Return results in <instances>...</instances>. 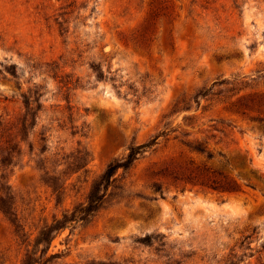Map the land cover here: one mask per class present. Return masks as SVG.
<instances>
[{
	"label": "rangeland",
	"instance_id": "rangeland-1",
	"mask_svg": "<svg viewBox=\"0 0 264 264\" xmlns=\"http://www.w3.org/2000/svg\"><path fill=\"white\" fill-rule=\"evenodd\" d=\"M257 95L264 0H0V136L27 121L0 167L25 242L0 211V264H264V123L234 107ZM154 138L104 209L35 244Z\"/></svg>",
	"mask_w": 264,
	"mask_h": 264
},
{
	"label": "trees",
	"instance_id": "trees-1",
	"mask_svg": "<svg viewBox=\"0 0 264 264\" xmlns=\"http://www.w3.org/2000/svg\"><path fill=\"white\" fill-rule=\"evenodd\" d=\"M148 28L150 29V27L147 26V31L149 30ZM98 76L101 77V74L98 73ZM215 84H217V82H215ZM22 97L24 99V107L28 110L29 106L32 105V102L27 97ZM34 102L37 104L38 100H34ZM236 103L237 105L234 106L236 111L241 112L242 114L247 111L255 112L257 115L253 118V120L259 123H264V95L240 98ZM37 105L40 106L39 103ZM26 122V120L21 121L20 127L16 132L18 133L17 135L12 136L11 133L6 137V139L3 136H0V139H5L3 141L0 140V143L2 145L0 146V150L2 152V155L0 157L1 168L6 169L11 166L14 156L19 155L20 150L17 142L15 141V138L16 136H21L23 131L26 129ZM155 140L156 138L141 145L130 146L125 157H123L121 160L109 164L104 172L99 176V178L95 180L91 185L85 203L75 207L69 213H63L60 218L53 219L50 225L43 227V229H41L38 233L35 244H43L47 247L50 244L53 233L63 231L64 229L75 223H88L100 210L104 209L106 205V199L109 197V188L117 189V187L115 186L117 182L115 174L118 172V170H121L122 172L129 171L133 167L134 163L144 154V152L154 144ZM191 148L198 153H205L204 148L199 143H195ZM77 154L78 156H76L73 163L70 164V167H72L70 171L72 173H77L83 170L89 161V155L87 152H77ZM207 155L209 156V153H207ZM217 175L223 177L221 173H218ZM219 184L220 185H217V188L220 190L225 188L231 190L235 189L233 186L226 187L222 185V183ZM52 188L53 191L57 194L59 200L61 194L59 190L61 187H57L55 184ZM11 200L12 199L8 193L0 195V211L9 219L16 235L22 240L21 242L23 244L25 242V240L23 239L25 235L22 233L23 229L22 226L18 223V217L15 213V209ZM56 257L57 255H50L49 259H53ZM33 263L39 262L33 259V257H31L29 253H27L22 264Z\"/></svg>",
	"mask_w": 264,
	"mask_h": 264
}]
</instances>
